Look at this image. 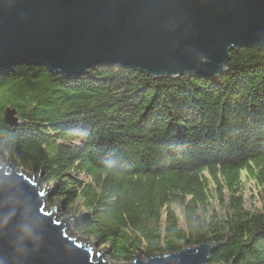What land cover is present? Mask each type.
I'll use <instances>...</instances> for the list:
<instances>
[{"label": "trees", "instance_id": "obj_1", "mask_svg": "<svg viewBox=\"0 0 264 264\" xmlns=\"http://www.w3.org/2000/svg\"><path fill=\"white\" fill-rule=\"evenodd\" d=\"M0 155L41 176L49 204L113 263L211 242V264H264V207L242 193L246 177L264 195V51L233 49L215 78L18 65L0 76ZM225 189L227 213L209 216Z\"/></svg>", "mask_w": 264, "mask_h": 264}, {"label": "water", "instance_id": "obj_2", "mask_svg": "<svg viewBox=\"0 0 264 264\" xmlns=\"http://www.w3.org/2000/svg\"><path fill=\"white\" fill-rule=\"evenodd\" d=\"M243 47L264 51V0H0V76L27 64L66 78L95 65L215 78ZM16 113L8 107L6 121L17 124ZM35 178L0 165V264H113L97 242L73 237L77 216L59 219ZM218 246L117 264H211Z\"/></svg>", "mask_w": 264, "mask_h": 264}, {"label": "rangeland", "instance_id": "obj_3", "mask_svg": "<svg viewBox=\"0 0 264 264\" xmlns=\"http://www.w3.org/2000/svg\"><path fill=\"white\" fill-rule=\"evenodd\" d=\"M9 163H10L9 160H5L0 155V165H9ZM16 169L20 170V168H17V167H16ZM27 173L29 174V176L35 175L32 172H27ZM39 177L40 176L36 175L35 180L39 179ZM42 183H43L42 188L43 189L46 188L47 185L44 183L43 180H42ZM242 193H243L244 207H246L248 209L263 208L264 207V195L259 194V187L257 186L255 179H253V178L248 179L246 177L244 178V191ZM229 198H230V196H229V192L227 189L224 190V197L223 198L221 196H219L215 191H212L211 201H210L211 202V209H210L209 213H207V214L209 216L214 214V213H217L218 215H225L227 213V209L230 206ZM47 203H48V206L50 209L55 208V206H51L49 204V202H47ZM57 207H58V213L60 214L59 219H62L65 216L72 215V214L64 215L62 213L61 206L58 205ZM174 208L180 217V224L183 227H185L186 217H185L183 208L181 206H178V205H175ZM72 235H73V237L77 238L78 240L85 239L87 243H90L92 245H94V243H95L93 240H90L87 237L83 236V234L78 232L76 230V228L73 229ZM101 249H104V248H100L99 244H98L97 251H99ZM142 257L147 258V255L142 254ZM106 259L110 260L108 253H106ZM113 264H117V263H113Z\"/></svg>", "mask_w": 264, "mask_h": 264}, {"label": "clouds", "instance_id": "obj_4", "mask_svg": "<svg viewBox=\"0 0 264 264\" xmlns=\"http://www.w3.org/2000/svg\"><path fill=\"white\" fill-rule=\"evenodd\" d=\"M55 207H57V206H55Z\"/></svg>", "mask_w": 264, "mask_h": 264}, {"label": "bare ground", "instance_id": "obj_5", "mask_svg": "<svg viewBox=\"0 0 264 264\" xmlns=\"http://www.w3.org/2000/svg\"><path fill=\"white\" fill-rule=\"evenodd\" d=\"M227 63V62H226Z\"/></svg>", "mask_w": 264, "mask_h": 264}]
</instances>
